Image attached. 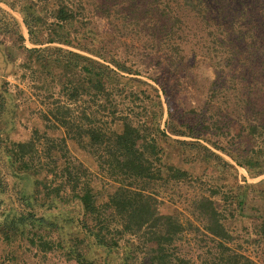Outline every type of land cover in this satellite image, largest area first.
I'll return each instance as SVG.
<instances>
[{"label":"trees","instance_id":"obj_1","mask_svg":"<svg viewBox=\"0 0 264 264\" xmlns=\"http://www.w3.org/2000/svg\"><path fill=\"white\" fill-rule=\"evenodd\" d=\"M107 1L0 0L1 4L21 15L27 29V41L33 46H25L26 38L19 21L0 7V73L10 71L14 65L4 42L8 39L22 55L20 68L25 72L40 71L51 77L59 76L60 95L68 101L67 105L57 101L58 105L51 112L54 125L64 130L65 136L60 141L65 143L70 139L78 143L79 139H85L100 171L117 184L106 199L99 202L87 170L69 162L62 146H59L63 152L60 158L64 161L59 168V180L49 179L39 162L41 157L33 140H8L16 127L18 104L9 83L0 76V237L6 242L26 240L34 244L37 238L38 242H43V237L56 234V242L46 246L47 249H56L77 264H94L88 256L92 246L107 254L117 252L120 255L117 264H136L131 258L136 247L149 244L154 246L149 264H195L188 256L180 255L177 248L183 234L191 233L186 228L188 225L213 241L215 253L211 255L219 259V264H253L249 257L229 245L232 236L224 222V211L219 201L212 197L216 192L191 198L190 213L200 222L202 229L190 221L183 224L176 214L158 209L160 182L168 184L184 180L188 175L173 166L164 171L157 166L163 151L160 135L168 138L156 120L163 113L159 101L156 104L157 118L155 113L150 120V132H146L147 126L140 121L135 122L131 113L117 110V85L123 80H132L124 74L136 75L139 71L109 47L119 33L116 14L120 6ZM210 1L126 0L124 6L130 15L123 18L129 20L121 22L122 28L131 26L136 31L142 23L152 20L151 23H156L161 33H165V38L153 35L158 44L165 41L168 64L178 72H185L186 58L182 47L170 38V34L175 28L180 29L182 11L200 15ZM71 49L80 50L85 55ZM195 57L190 58L189 63H193ZM70 74L76 76V81L71 80ZM80 98H85L87 106L78 110L75 116L69 105L76 106ZM102 112L107 113L111 124L121 125V134L111 129L107 132L96 123ZM69 115L75 117L71 119ZM168 118L166 127L170 134L200 139L194 129L181 131L180 126L171 121V112ZM244 129L247 139L254 141L263 135L264 122L249 119ZM177 143L182 148L207 150L199 142ZM212 146L225 152L251 177L264 173V148H251L249 154H244V150L230 145L228 148L233 149L232 152L218 144L212 143ZM55 148L52 144L45 152L46 156H50ZM210 155L223 161L217 154ZM43 171L45 176L40 178ZM257 188V184H247L234 194L224 196L226 202L231 200L232 217L236 211L240 215L243 213L249 193L262 194L264 198V193ZM225 206L229 211L227 203ZM255 219L261 220L254 230L255 235L263 239L264 213ZM111 231L116 236L111 235ZM201 264H208L207 258H201Z\"/></svg>","mask_w":264,"mask_h":264},{"label":"rangeland","instance_id":"obj_2","mask_svg":"<svg viewBox=\"0 0 264 264\" xmlns=\"http://www.w3.org/2000/svg\"><path fill=\"white\" fill-rule=\"evenodd\" d=\"M125 2H110L120 7L116 14L119 33L109 47L139 73L124 74L132 80H123L117 85V110L131 113L135 122L140 121L147 126L146 132H150V120L155 113L157 118L156 104L159 101L163 113L156 120L168 138L164 139L160 135L163 151L157 166L163 171L173 166L186 171L188 175L184 180L168 184L160 182L158 209L163 213L176 214L183 224L190 221L193 226L202 229L200 222L190 213L191 198L216 192L212 197L219 201L224 211V222L232 236L229 245L249 257L253 264H264V237H257L254 231L261 223L255 218L264 213L263 195L249 193L243 213L240 215L236 211L233 217L230 215L233 208L229 206L231 200H224V196L234 194L239 187L247 184H257L259 192L264 193V173L251 177L245 168L237 166L225 152L212 146V143L218 144L227 152H232L233 149L228 148L230 145L234 149L244 150V154H249L251 148H264V133L250 141L244 129L249 119L254 122L262 119L264 122V0H211L200 15L182 11V24L178 25L180 29L175 28L170 38L182 47L186 58L185 72H178L168 64L165 41L158 44L153 35L155 33L159 36L157 38H165V33L162 34L156 23H151L152 20L147 24L142 23L140 30L134 31L135 27L131 26L126 30L122 28L121 22L127 23L129 20L123 18L130 15L124 6ZM0 7L15 16L26 38L25 46L33 47L27 41V29L21 15L1 3ZM4 42L14 65L10 71L1 72L0 76L9 83L18 104L16 127L8 137L9 142L33 140L41 157L39 162L49 179L53 178L57 182L59 168L64 161L60 158L63 152L59 146L64 147L69 162L87 170L97 200H105L106 195L117 185L115 181L100 171L97 159L92 149L86 146L85 139H79L78 143L70 139L61 142L60 139L65 136L64 130L54 125L56 123L51 112L58 105L56 102L68 104L65 97L60 95L59 76L51 77L40 71L25 72L20 68V52L10 40L5 39ZM71 50L85 55L80 50ZM192 57L196 59L189 63ZM75 77L70 74L71 80L76 81ZM83 99L80 98L76 106L69 105L74 109L75 116L78 110L87 106ZM169 112L171 121L176 122L181 131L194 129L200 139L170 134L166 127ZM75 116L69 115L71 119ZM96 123L107 132L111 129L121 134V125L111 124L107 113L98 114ZM177 141L199 142L207 150L189 146L182 148ZM52 144L56 148L52 149L50 156H46L45 152ZM210 154L219 155L223 161H218ZM41 174L39 177L44 178L45 172ZM186 228L191 233L183 234L178 241V253L188 256L195 264H201V258H207L208 264H219V259L211 255L214 252L213 241L193 231L188 225ZM111 235H115L114 232L111 231ZM56 237V234L43 237V242H38L37 238L34 244L26 240L6 242L0 237V264H77L67 260L58 250L47 249L46 246L56 242ZM45 242L48 244L44 245ZM153 247L152 244L136 247L131 258L136 264H149ZM89 253L94 264H117L120 256L117 252L107 254L96 246H92Z\"/></svg>","mask_w":264,"mask_h":264}]
</instances>
